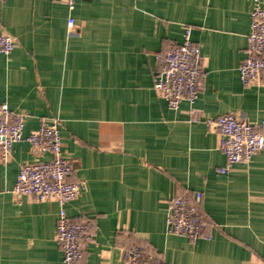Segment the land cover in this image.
<instances>
[{
    "label": "crops",
    "instance_id": "crops-1",
    "mask_svg": "<svg viewBox=\"0 0 264 264\" xmlns=\"http://www.w3.org/2000/svg\"><path fill=\"white\" fill-rule=\"evenodd\" d=\"M256 1L78 0L70 13L54 0H0V35L16 42L0 54V105L28 115L25 136L58 122L63 156L86 182L64 206L73 223L94 225L78 264H122L136 244L168 264H264V151L223 174L218 134L189 115L264 120V86L239 74ZM186 27L205 76L195 103L172 110L154 89L155 53ZM51 159L22 141L0 164V264H62L60 205L11 194L22 165ZM184 193L203 195L195 244L167 231L169 201Z\"/></svg>",
    "mask_w": 264,
    "mask_h": 264
},
{
    "label": "built area",
    "instance_id": "built-area-1",
    "mask_svg": "<svg viewBox=\"0 0 264 264\" xmlns=\"http://www.w3.org/2000/svg\"><path fill=\"white\" fill-rule=\"evenodd\" d=\"M54 1L64 3L72 13L78 0ZM74 27L75 20L69 17L68 28L72 30ZM191 32L186 27L180 43H172L155 53L160 72L154 89L172 110H177L182 102L195 103L205 76L200 48L192 40ZM15 45L11 35H0V54L10 55ZM239 74L246 87L264 86V1L254 4L246 56L239 67ZM189 115L191 122L203 121L209 130L218 134L219 150L228 163L222 169L223 174H228L232 166L248 165L256 154L264 151V120L249 122L232 114L211 119L203 117L197 110H191ZM27 117L24 112L13 111L5 104L0 105V164L11 157L14 145L22 141L30 144L35 156L52 155L49 161L36 160L22 165L11 194L17 204L28 199L36 203L56 202L60 205L54 239L62 250V264H78L84 256L86 243L93 241L94 225L91 221L73 223L64 206L81 196L86 189V182L73 177L76 170L63 156L58 122H42L36 132L25 136ZM202 197V193H196L190 200L184 193L170 199L167 218L169 234L185 237L191 244L205 237L206 219L199 213ZM121 254L122 264H168L138 244L123 249Z\"/></svg>",
    "mask_w": 264,
    "mask_h": 264
}]
</instances>
